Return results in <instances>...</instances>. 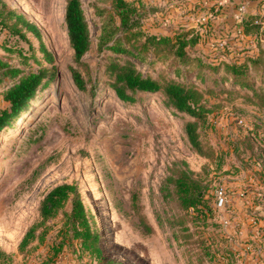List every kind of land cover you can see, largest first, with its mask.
<instances>
[{"label":"rangeland","instance_id":"obj_1","mask_svg":"<svg viewBox=\"0 0 264 264\" xmlns=\"http://www.w3.org/2000/svg\"><path fill=\"white\" fill-rule=\"evenodd\" d=\"M5 1L38 26L57 71L56 79L38 93L28 111L0 136V247L13 255L12 264H41L52 255L63 215L49 221L45 241L35 240L25 252L18 245L39 222L41 200L62 183L79 187L87 209L96 217L107 258L122 264H197L183 247L174 244L173 248L169 228L158 225V216L179 211L174 202L162 200L159 188L169 167L181 160L210 183L214 194L223 192L217 200L218 208L223 209L218 211L219 221L226 216L237 225L233 221L243 223L250 218L257 228L264 229V188L253 178L258 165L253 167L247 161L253 155L249 146L256 148L257 157H264V63L254 67L247 79L258 91L254 99L246 97L244 90H231V75L224 70L211 73L208 84L199 79L201 89L213 90L207 94L213 112L204 137L218 155L206 158L191 150L184 133L190 117L175 115L164 105L161 94H146L125 104L110 89L105 73L107 56L97 49L102 26L97 6L110 7L111 0H82L94 43L81 67L85 90L77 87L70 72L74 51L65 23L66 0ZM182 1L186 0L158 6L163 19L155 17L158 13L151 14L146 28L163 34L180 23H192L209 39L203 46L206 52L219 47L223 32L212 36L204 31L207 12L191 15L179 5ZM235 14L240 18L239 12ZM244 39V43L238 39L235 43L248 47L254 40ZM0 58L25 70H37L41 64L51 66L32 33L23 40L0 31ZM147 66L141 65V69ZM172 70L163 67L166 74ZM195 76V71L187 73L190 80ZM95 85L98 90L93 97ZM8 106L0 95V108ZM146 223L155 231L148 232ZM70 258L62 254L56 264L65 259L77 264Z\"/></svg>","mask_w":264,"mask_h":264},{"label":"trees","instance_id":"obj_2","mask_svg":"<svg viewBox=\"0 0 264 264\" xmlns=\"http://www.w3.org/2000/svg\"><path fill=\"white\" fill-rule=\"evenodd\" d=\"M200 1L203 3H195L189 9L186 1L179 5L191 15L207 12L205 33L213 36L217 31L223 32L217 41L219 47L214 48L216 51L203 49L209 39L192 23H180L170 33L150 32L145 25L148 17L158 13L155 17L162 20L159 14L164 12L158 8L160 4L154 6L144 0H111L110 7L97 6L102 19L97 49L107 56V83L119 100L131 104L140 96L161 94L164 105L175 115L190 117L184 124V133L191 150L213 158L217 151L204 137L209 114L213 112L207 105V94L213 90L210 87L201 89L198 81L201 78L208 84L211 73L224 70L231 75V90H244L245 96L251 99L259 95L254 85L249 86L247 79L254 67L264 63V0H252L255 5L253 2L247 4L250 0H228L223 4H220L223 0ZM244 2L255 11L247 7L245 12H239ZM235 12L240 13V18ZM65 23L74 51V65L70 66V72L77 87L85 90L87 82L81 67L94 43L82 0H66ZM0 31L23 40L27 39V33H32L39 39L40 50L51 65L41 64L37 70H25L0 58V95L9 103L7 108H0L1 136L28 111L38 93L56 79L57 71L52 65L54 56L46 47L38 26L5 0H0ZM244 37L256 42L251 40L248 47L235 43L237 39L244 43ZM144 64L148 65L146 71L141 69ZM164 66L173 72L166 74ZM193 71L196 76L190 80L187 73ZM97 90L95 85L93 97L97 96ZM249 147L253 155L247 161L253 167L258 165L253 178L264 188V157H257L256 148ZM217 165L221 166L220 160ZM211 189L210 183L197 177L187 161L173 162L159 191L162 200L167 204L174 202V209L179 211L158 216V225H166L171 235L169 244L173 248L174 244L183 247L186 255L195 257L197 264H246L240 252L232 246L231 236L223 230ZM180 211L184 214L181 215ZM39 213V222L27 230L18 245L21 252H25L35 240L45 241L50 230L49 221L63 215L57 230L59 240L52 246V255L41 264H56L62 254L69 259L72 256L77 264H122L105 256L96 217L87 209L76 184L62 183L52 188L41 200ZM40 228L42 230L38 232ZM145 228L148 232L155 231L147 223ZM258 230L264 241V229ZM253 246L258 248L256 243ZM13 260V255L0 247V264H12Z\"/></svg>","mask_w":264,"mask_h":264},{"label":"crops","instance_id":"obj_3","mask_svg":"<svg viewBox=\"0 0 264 264\" xmlns=\"http://www.w3.org/2000/svg\"><path fill=\"white\" fill-rule=\"evenodd\" d=\"M152 2L153 4H166L167 2L170 3L171 0H144ZM248 0H246L247 2ZM246 2H244L246 4ZM253 1L250 0L247 2V4L252 3ZM199 3L202 4L200 0H186V8L189 9L193 4ZM248 10H253V8H249ZM255 5V2H253ZM237 11V9H236ZM240 12V10H239ZM245 12V10L243 11ZM226 17V15H225ZM219 210H223L222 208H219ZM218 210V211H219ZM224 213V212H223ZM226 216H222L220 219V222L223 225V230L226 234L231 236V243L235 250L240 252V255L242 256L244 262L246 264H264V241L261 238V236L258 234V228L255 226V222L252 221L253 219L247 218L246 222H241L240 220L233 221V225L230 223V221L226 220ZM261 223V220H260ZM259 223V225H261ZM253 243H256V246H253ZM62 264H72L71 262L65 261Z\"/></svg>","mask_w":264,"mask_h":264},{"label":"built area","instance_id":"obj_4","mask_svg":"<svg viewBox=\"0 0 264 264\" xmlns=\"http://www.w3.org/2000/svg\"><path fill=\"white\" fill-rule=\"evenodd\" d=\"M227 1H228V0L220 1V4H223V3L227 2ZM246 8H247L246 4L243 3V4L240 5L239 10H240V12H243L244 10H246ZM263 23H264V22H263ZM222 195H223V192H222L221 190H216V191H215V194H214V197L216 198V201H217L218 199H220V198L222 197ZM219 203H220V201H217V205H219ZM258 233H259V231H258Z\"/></svg>","mask_w":264,"mask_h":264}]
</instances>
